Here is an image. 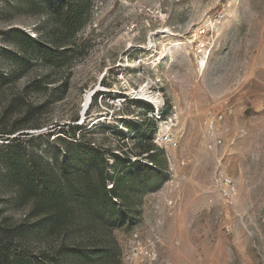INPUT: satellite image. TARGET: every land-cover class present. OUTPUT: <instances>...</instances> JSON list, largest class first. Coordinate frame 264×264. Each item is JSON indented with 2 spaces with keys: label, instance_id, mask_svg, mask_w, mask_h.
Wrapping results in <instances>:
<instances>
[{
  "label": "rangeland",
  "instance_id": "rangeland-1",
  "mask_svg": "<svg viewBox=\"0 0 264 264\" xmlns=\"http://www.w3.org/2000/svg\"><path fill=\"white\" fill-rule=\"evenodd\" d=\"M36 1L0 0L4 77L13 67L12 28L44 40L52 34ZM84 18L67 37L68 60L0 80V129L11 125L4 110L13 94L21 108L48 99L34 117L39 128L7 137L29 133L26 142L39 148L46 141L38 136L53 126L78 124L82 141L112 167L127 157L151 165L135 148V133L149 123L144 139L157 146L165 181L125 193L122 220L96 221L114 241L107 264H264V0H91ZM41 73L57 79L48 85L54 96L25 91ZM141 88L163 109L142 99ZM11 197L0 184V210L18 221L26 209Z\"/></svg>",
  "mask_w": 264,
  "mask_h": 264
},
{
  "label": "trees",
  "instance_id": "trees-1",
  "mask_svg": "<svg viewBox=\"0 0 264 264\" xmlns=\"http://www.w3.org/2000/svg\"><path fill=\"white\" fill-rule=\"evenodd\" d=\"M35 3L36 12H44L48 18L52 34L44 40L12 28L7 40L15 47L9 54L13 67L6 77L0 75V80L14 81L34 64L54 69L61 60H68L67 37L84 23L91 0ZM56 80L41 73L28 82L25 91H50L49 96H54L57 88L48 85ZM19 100V95L13 94L4 110L12 122L8 129H0V139L7 141L0 152L4 164L0 184L12 193L13 205L26 212L14 221L0 210V264H107L115 255L114 241L100 231L96 221L104 218L110 224L122 220L127 214L119 211L118 204L125 193L153 191L165 181L164 163L154 153L157 146L146 140L153 133L151 125L146 123L135 133L139 139L136 155L146 154L151 165L133 164L127 157L108 167L104 155L82 141L84 130L78 124L53 126L52 131L38 136L46 141L39 148L26 142L29 133L7 137L19 130L39 128L34 117L42 114L48 103L46 99L21 108ZM112 157L119 159L117 153ZM107 181H112L109 188Z\"/></svg>",
  "mask_w": 264,
  "mask_h": 264
},
{
  "label": "bare ground",
  "instance_id": "bare-ground-1",
  "mask_svg": "<svg viewBox=\"0 0 264 264\" xmlns=\"http://www.w3.org/2000/svg\"><path fill=\"white\" fill-rule=\"evenodd\" d=\"M141 95L142 99L148 102H152L154 106L157 107L158 110L163 106V101L161 98L156 96L155 94H151V92H147L144 88H141L138 92Z\"/></svg>",
  "mask_w": 264,
  "mask_h": 264
},
{
  "label": "built area",
  "instance_id": "built-area-1",
  "mask_svg": "<svg viewBox=\"0 0 264 264\" xmlns=\"http://www.w3.org/2000/svg\"><path fill=\"white\" fill-rule=\"evenodd\" d=\"M163 106H164V104H163ZM163 106L160 108V110L163 109ZM155 108H156V107H155ZM160 110H159V111H160ZM156 111H157V113H158V115H159V111H158L157 109H156ZM231 184H232V183H231L228 179L225 180L224 185L227 187V188H226V191H225V194H226V195H229V194L231 193V189L233 188ZM233 189H234V188H233Z\"/></svg>",
  "mask_w": 264,
  "mask_h": 264
},
{
  "label": "water",
  "instance_id": "water-1",
  "mask_svg": "<svg viewBox=\"0 0 264 264\" xmlns=\"http://www.w3.org/2000/svg\"><path fill=\"white\" fill-rule=\"evenodd\" d=\"M91 95H92V93H91Z\"/></svg>",
  "mask_w": 264,
  "mask_h": 264
}]
</instances>
